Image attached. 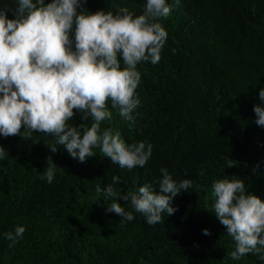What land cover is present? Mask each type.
Wrapping results in <instances>:
<instances>
[{"label":"trees","instance_id":"obj_1","mask_svg":"<svg viewBox=\"0 0 264 264\" xmlns=\"http://www.w3.org/2000/svg\"><path fill=\"white\" fill-rule=\"evenodd\" d=\"M168 2L170 15L159 20L168 33L161 59L137 65L135 123L112 109V121L102 124L126 143H151V158L129 171L99 149L83 163L63 146L51 152L45 141L55 140L43 133L0 136L6 152L0 160V264H264L255 254L231 259L235 241L214 213L211 190L213 181L236 176L264 200V127L253 111L257 104L264 107V0ZM145 3L86 0L83 7H127L139 15ZM4 7L14 18L16 0H0ZM80 117L76 112L69 123L79 125ZM49 156L56 164L52 183L41 178ZM226 158L237 164L227 167ZM161 167L177 182L192 181L173 199L174 213L149 225L141 213L121 222L106 212L103 190L114 175L121 177L117 190L134 191L155 185ZM20 225L23 238L9 247L4 234Z\"/></svg>","mask_w":264,"mask_h":264},{"label":"clouds","instance_id":"obj_2","mask_svg":"<svg viewBox=\"0 0 264 264\" xmlns=\"http://www.w3.org/2000/svg\"><path fill=\"white\" fill-rule=\"evenodd\" d=\"M85 2L16 0L14 18L8 17L9 8H0V136L30 139L39 132L54 138V143L45 141L51 152L63 146L81 163L99 149L122 169L143 168L152 156V144L126 143L119 131L102 129V124H110L112 109L135 123L132 113L140 103L136 89L141 80L137 65L159 63L168 35L159 20L170 15L171 7L168 0H146L143 12L136 15L127 7L88 11ZM259 98L264 101V88ZM253 111L255 123L264 127V107L257 104ZM76 112L82 122L70 124ZM4 158L0 145V160ZM226 162L227 167L237 164L227 158ZM159 171L155 185L146 183L127 192L114 187L121 183L114 175L103 190L109 201L106 212L115 213L121 222L132 221L134 213H141L149 225L163 222V213H174L173 199L188 191L192 181L177 182L166 167ZM55 174L56 164L49 156L41 178L52 183ZM211 190L214 213L235 241L231 259L255 254L264 260V200L247 192L245 181L236 176L213 181ZM97 191H102L99 186ZM25 230L20 225L4 234L9 247Z\"/></svg>","mask_w":264,"mask_h":264}]
</instances>
